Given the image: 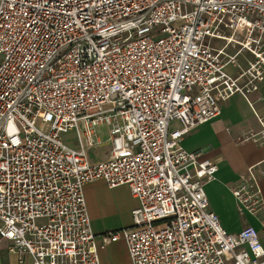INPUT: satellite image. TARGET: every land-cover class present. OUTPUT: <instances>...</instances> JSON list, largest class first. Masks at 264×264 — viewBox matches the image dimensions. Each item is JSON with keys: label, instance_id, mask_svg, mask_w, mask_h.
<instances>
[{"label": "built area", "instance_id": "obj_1", "mask_svg": "<svg viewBox=\"0 0 264 264\" xmlns=\"http://www.w3.org/2000/svg\"><path fill=\"white\" fill-rule=\"evenodd\" d=\"M263 83L264 0H0V243L19 264H102L120 241L131 264H264L258 230L209 208L218 166L183 147ZM240 179V210L264 211L256 167ZM97 181L129 188L133 227L95 234Z\"/></svg>", "mask_w": 264, "mask_h": 264}, {"label": "crops", "instance_id": "obj_2", "mask_svg": "<svg viewBox=\"0 0 264 264\" xmlns=\"http://www.w3.org/2000/svg\"><path fill=\"white\" fill-rule=\"evenodd\" d=\"M233 72V69H231ZM253 107L242 96L236 95L222 104L218 118L200 125L184 140L183 147L189 152H201L204 159L218 166L216 179L206 187L209 208L216 213L223 228L229 233H239L248 226L255 227L264 246V211L251 215L241 211L232 189L241 183V175L256 167L264 198V141L250 138L261 127L254 109L264 116V83L260 91L251 95ZM175 122L172 128H179ZM106 135V131H103ZM72 147L77 148L74 135L66 136ZM107 152V153H105ZM109 146L89 153L93 163L109 158ZM85 198L96 235L110 230L134 226L132 212L139 206L127 186L111 189L103 181L89 184ZM102 264H131L126 244L123 241L100 248ZM0 264H19L18 257L10 253L8 243H0ZM26 264H31V259Z\"/></svg>", "mask_w": 264, "mask_h": 264}, {"label": "rangeland", "instance_id": "obj_3", "mask_svg": "<svg viewBox=\"0 0 264 264\" xmlns=\"http://www.w3.org/2000/svg\"><path fill=\"white\" fill-rule=\"evenodd\" d=\"M110 108H111L110 105H105V106H104V109H110ZM105 153H107V152H105Z\"/></svg>", "mask_w": 264, "mask_h": 264}]
</instances>
